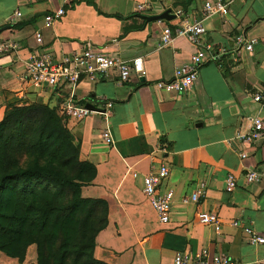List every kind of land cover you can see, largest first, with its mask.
I'll use <instances>...</instances> for the list:
<instances>
[{
  "label": "crops",
  "instance_id": "obj_1",
  "mask_svg": "<svg viewBox=\"0 0 264 264\" xmlns=\"http://www.w3.org/2000/svg\"><path fill=\"white\" fill-rule=\"evenodd\" d=\"M205 1L0 0V35L19 45L17 55L0 56V122L12 109L40 106L60 112L71 96L76 107L97 109L79 119L67 118L66 126L79 147V160L95 169L81 197L107 204V224L93 249L99 263L172 264L177 253L207 250L236 264H264V245H250L243 231L264 236V133L251 144L236 139L250 130L255 116H264V108L253 101L264 92V0L235 2L225 17L204 22L199 46L180 37L162 45L163 28L198 19ZM142 4L150 10L137 11ZM59 8L64 16L45 26L44 17ZM165 11L171 20L145 19ZM176 11L181 19L175 18ZM15 12L21 17L7 21ZM36 33L42 38L39 47ZM240 35L257 40L252 52L236 50L233 39ZM86 45L121 60L140 58L144 75L120 83L109 71L81 78L75 89H37L23 78L34 51L49 52L59 61ZM198 50L205 60L188 92H166L159 86ZM106 129L111 145L101 138ZM160 164L169 168L160 190L175 194L165 224L142 193V177ZM250 171L258 175L254 183L246 181ZM228 176L235 180L232 190L225 185ZM201 182L206 186L203 197L183 205L181 198ZM200 213L215 214L219 231L202 225ZM234 221L241 225L232 227ZM34 256L33 247L22 263L0 252V264H32L29 257Z\"/></svg>",
  "mask_w": 264,
  "mask_h": 264
},
{
  "label": "trees",
  "instance_id": "obj_2",
  "mask_svg": "<svg viewBox=\"0 0 264 264\" xmlns=\"http://www.w3.org/2000/svg\"><path fill=\"white\" fill-rule=\"evenodd\" d=\"M60 123L54 110L40 106L12 109L0 122V252L22 263L34 245L36 264H85L88 257L102 264L93 249L107 224V204L81 197L95 169L79 160L78 145ZM70 165L71 175L60 172ZM10 182L22 186L9 188Z\"/></svg>",
  "mask_w": 264,
  "mask_h": 264
},
{
  "label": "built area",
  "instance_id": "obj_3",
  "mask_svg": "<svg viewBox=\"0 0 264 264\" xmlns=\"http://www.w3.org/2000/svg\"><path fill=\"white\" fill-rule=\"evenodd\" d=\"M238 1L246 0H206L203 4L202 11L198 19L189 21H178L170 26L164 27L161 35L162 45L171 43L174 38L180 37L189 40L194 45H200L201 37L205 35L206 30L204 22L214 16L225 17L228 14L229 7ZM137 11L150 10L146 5H138ZM65 14L63 8H59L51 15L44 17L45 26L52 25L56 20L61 19ZM182 13L176 11L175 18L181 19ZM21 14L13 13L8 17L7 21L19 19ZM35 43L39 47L42 45L41 34L34 35ZM237 51L244 50L252 52L257 40L243 36H236L233 39ZM19 52L18 43L12 40L3 39L0 35V56L17 55ZM205 60V53L198 50L190 56L189 62L186 65L177 67L174 70L172 79L167 83L160 84L166 92L186 93L193 86L197 79L198 71ZM109 71H114L120 83L127 82L131 76L137 78L144 75V68L140 58L132 60H121L105 56L96 50L91 45H86L79 52L62 57L59 61H55L52 55L46 51H34L24 65L23 78L37 89L51 88L57 89L61 87L75 86L81 78L94 79L96 76H101ZM253 101L260 107L264 108V92L257 93L253 97ZM111 103H106L104 107L111 108ZM90 111L84 109V106L76 107L73 103L72 96L61 108L60 113L70 118H82ZM106 119V111L101 112ZM264 133V116L257 115L254 117L251 128L248 132L236 135V139L246 144H251L257 141ZM103 142L107 145L112 144L110 132L106 129L101 134ZM163 152V146L160 147ZM241 159L245 155H239ZM169 176V168L160 164L157 167H152L147 175L142 177V193L151 209L156 214L159 223L165 224L168 222L171 205L174 199V191L172 189L160 190L161 184ZM137 178V175H133ZM258 175L255 171H250L246 176L247 183L257 181ZM226 188L232 190L235 188V180L232 176H228L225 181ZM205 183H199L195 190L188 197H182L183 205L197 204L199 199L205 194ZM198 220L202 225H212L214 231L218 232L220 224L217 216L212 213L198 214ZM232 227H239L241 224L238 221L231 222ZM245 235L248 237L250 245H264V236H260L248 228H243ZM172 264H236L225 255H211L207 250H201L198 254L190 255L185 253L175 254Z\"/></svg>",
  "mask_w": 264,
  "mask_h": 264
},
{
  "label": "rangeland",
  "instance_id": "obj_4",
  "mask_svg": "<svg viewBox=\"0 0 264 264\" xmlns=\"http://www.w3.org/2000/svg\"><path fill=\"white\" fill-rule=\"evenodd\" d=\"M55 112V115L58 117V118H60L61 119V126H62V128H64L66 131H68L69 132V130L67 129V126H66V119L67 118H70V117H66L65 115H62L59 111L58 112H56V111H54ZM47 161V160H46ZM71 166L72 165H70V166H67L66 168H64V169H61L60 170V172L62 173V174H64V175H71L72 174V172H74V168H71ZM16 186V188H18V187H20V186H22V183H15V182H10L9 184H8V187L9 188H11V187H13V186ZM41 185H46V187L51 191V192H53V193H57V192H59V190L56 188V187H54L53 185H49L47 182H43ZM9 188L6 190V192L3 194L4 195V197L7 199L8 197H9V195H10V190H9ZM96 211H97V213H96V219H101L102 217H103V209L101 208V207H96ZM30 247H33V249H34V254H35V256H34V258L33 259H31L30 257H29V260L31 261V263L32 264H36V250H35V246L34 245H32V246H30ZM29 247V248H30ZM28 248V249H29ZM83 263H85V264H97V263H95V262H93L91 259H90V257H88V258H84L83 259ZM27 264H28V262H27Z\"/></svg>",
  "mask_w": 264,
  "mask_h": 264
},
{
  "label": "water",
  "instance_id": "obj_5",
  "mask_svg": "<svg viewBox=\"0 0 264 264\" xmlns=\"http://www.w3.org/2000/svg\"><path fill=\"white\" fill-rule=\"evenodd\" d=\"M173 16H169V11H165L161 15L151 17V18H145L148 21H159V20H171ZM84 109L88 111H97L94 107H91L89 104L84 106Z\"/></svg>",
  "mask_w": 264,
  "mask_h": 264
}]
</instances>
